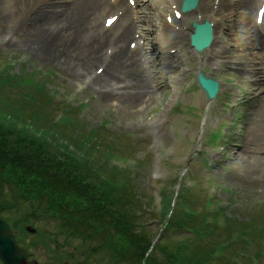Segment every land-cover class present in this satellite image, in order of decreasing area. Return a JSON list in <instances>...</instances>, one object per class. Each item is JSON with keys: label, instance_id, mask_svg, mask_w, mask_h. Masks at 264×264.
Here are the masks:
<instances>
[{"label": "rangeland", "instance_id": "374dc122", "mask_svg": "<svg viewBox=\"0 0 264 264\" xmlns=\"http://www.w3.org/2000/svg\"><path fill=\"white\" fill-rule=\"evenodd\" d=\"M159 1L165 12L164 17L161 9L157 10L163 25L169 14L168 5H164L168 0ZM100 9L99 20L93 24L97 28L104 24L108 11ZM256 11H253L254 19ZM91 21L95 18L91 17ZM183 22L186 29H192L193 21L188 22L186 18ZM147 28L153 26L148 24ZM252 35H241V41L230 38L234 44L241 42L243 49L250 50V55L240 60L237 58L243 49L235 55L228 54L235 68L204 63L206 53L197 54L191 49L189 39L183 40L177 45L182 61L169 70V73L177 72V77L171 80L175 90L166 89L162 81L156 88L155 98L134 110L121 104L122 96H132L134 90L118 89L115 95L104 97L98 88L89 86V81L76 80L77 73L63 62L37 56L31 50V43L23 38L18 46H0V73L10 69L21 74L18 88L13 85L0 88V108L18 109L25 105L24 116L37 112L50 121L41 118L38 124L42 126L60 120L63 114L81 122L76 130L60 127L59 131L66 135L81 136L94 130L97 139L90 146L91 154H112L111 165L121 167L123 174L129 173V177L133 173L139 199L147 205L143 206L144 225L157 238L162 236L167 220L162 218L163 192L164 197L172 201L173 195L183 187L194 189L196 199H201L205 205L200 207L197 203L198 206L212 216L219 208H224L225 218H230L235 226L257 222L264 230V99L257 86L261 65L258 60L255 63L258 53L254 50ZM147 37L153 39V36ZM150 48L152 50L151 45ZM141 51L138 49L134 56ZM152 52L149 58L154 60L157 54ZM249 64H255L258 69L246 77L241 68L245 70ZM163 72L165 77L166 70ZM200 72L221 83L220 96L211 103L199 87ZM245 151L250 152L249 159L237 161L236 157ZM9 199L7 206L12 205V208L7 210H13L8 214L13 230L38 264H128L120 257L112 258L106 249L92 252L96 250L94 244L66 239L64 234L57 236L60 234L58 224L42 216L36 219L33 215L38 212L32 211L27 203L17 201L13 205L14 197ZM225 218L218 219L220 231H225ZM27 225H33L37 233H27ZM250 233L251 236L236 233L226 236L232 243L227 251L232 264H264V235ZM172 236L179 239L178 235Z\"/></svg>", "mask_w": 264, "mask_h": 264}, {"label": "trees", "instance_id": "16d2710c", "mask_svg": "<svg viewBox=\"0 0 264 264\" xmlns=\"http://www.w3.org/2000/svg\"><path fill=\"white\" fill-rule=\"evenodd\" d=\"M19 75L10 69L0 73V88H18ZM24 107L0 108V214L9 222L13 210H7L12 208L7 203L13 196V205L23 201L41 214L35 213L36 219L42 216L58 224L57 236L94 244L97 251L92 252L106 249L112 258L128 264H232L228 234L264 235L257 222L235 226L225 218L224 208L212 216L200 208L205 205L196 199L194 189L183 187L175 200L174 195L171 201L162 194L165 237L155 244L157 235L144 225L147 205L139 199L133 173L129 177L111 165L112 154H91L95 131L66 135L60 127L76 130L81 122L65 115L42 126L38 123L43 117L47 120L45 115L24 116ZM220 217L227 223L225 231L219 230Z\"/></svg>", "mask_w": 264, "mask_h": 264}, {"label": "bare ground", "instance_id": "6f19581e", "mask_svg": "<svg viewBox=\"0 0 264 264\" xmlns=\"http://www.w3.org/2000/svg\"><path fill=\"white\" fill-rule=\"evenodd\" d=\"M183 1H167L170 16L179 12ZM141 2L138 9L132 11L124 5L123 0H74L68 5L64 0H0V46H18L25 38L37 56L47 61L63 62L72 68L73 73H77L76 80L89 81V86L98 88L104 97L115 95L118 89L134 90L132 96H122L121 99L123 106L134 110L155 98L156 88L162 81L166 89L175 90L171 80L177 77V72L169 73V70L179 66L176 63L182 61L179 58L181 51L170 49L178 48L177 45L190 39L193 33L191 28L186 29L183 21L186 18L188 22L210 19L215 29V41L207 50L203 62L235 68L231 65L230 55H235L243 47L241 42L234 44L230 38L241 41V35L253 33V46L258 53L255 63L258 60L261 65L257 72V86L264 99V20L258 23L253 16L254 8L260 7L261 0H201L194 13L185 19L182 16V21L174 16L171 23L166 22L163 26L157 12L158 9L163 11L161 2ZM108 6L112 10L118 6L121 9L115 30L107 28L105 22L103 27L93 25L99 20L100 8ZM147 8L152 9L149 15L145 11ZM133 13L138 16L133 18ZM91 17L95 21L92 22ZM148 24L153 28L147 29ZM139 32L142 42L140 37L135 36ZM153 33L157 35L160 45L148 40L152 38L147 36H153ZM228 41L230 44L227 45L232 49L225 45ZM136 46L141 47L142 51L134 56L135 50L131 49ZM152 51L157 54L154 60L149 58ZM249 52L244 48L237 59L247 58ZM149 67L150 71L147 70ZM245 68H241V71L246 77L258 69L255 64ZM136 70L139 73L134 75ZM163 70H166L165 77ZM249 153L245 151L236 160H248Z\"/></svg>", "mask_w": 264, "mask_h": 264}, {"label": "water", "instance_id": "95a60500", "mask_svg": "<svg viewBox=\"0 0 264 264\" xmlns=\"http://www.w3.org/2000/svg\"><path fill=\"white\" fill-rule=\"evenodd\" d=\"M199 0H185L184 11H191L197 7ZM196 32L192 36L193 45L202 52L213 39L212 28L209 22L205 24H195ZM199 83L205 92L209 102L216 98L219 92V82L207 77L204 73L199 74ZM27 231L35 234L37 231L32 227H27ZM31 255L22 248L10 224L0 217V261L2 264H38L37 261H30Z\"/></svg>", "mask_w": 264, "mask_h": 264}, {"label": "snow or ice", "instance_id": "6c2138e0", "mask_svg": "<svg viewBox=\"0 0 264 264\" xmlns=\"http://www.w3.org/2000/svg\"><path fill=\"white\" fill-rule=\"evenodd\" d=\"M113 21H109V24H111Z\"/></svg>", "mask_w": 264, "mask_h": 264}]
</instances>
